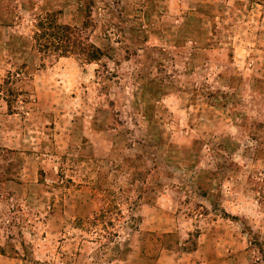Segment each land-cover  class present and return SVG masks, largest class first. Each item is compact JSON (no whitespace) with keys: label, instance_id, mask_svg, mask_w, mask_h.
Returning <instances> with one entry per match:
<instances>
[{"label":"rangeland","instance_id":"374dc122","mask_svg":"<svg viewBox=\"0 0 264 264\" xmlns=\"http://www.w3.org/2000/svg\"><path fill=\"white\" fill-rule=\"evenodd\" d=\"M83 7L0 0V264H264V0H96L100 59L41 58Z\"/></svg>","mask_w":264,"mask_h":264},{"label":"trees","instance_id":"16d2710c","mask_svg":"<svg viewBox=\"0 0 264 264\" xmlns=\"http://www.w3.org/2000/svg\"><path fill=\"white\" fill-rule=\"evenodd\" d=\"M80 2L84 6V19L80 26L58 23L54 13H45L36 18L32 40L33 47L41 58L75 54L84 61L100 59L103 54L101 48L91 42L86 34L87 31L96 27L92 15L96 0H80ZM109 12L111 13L110 10ZM3 85L5 82L0 85L1 92H3ZM5 99L11 108L12 100L7 97Z\"/></svg>","mask_w":264,"mask_h":264}]
</instances>
